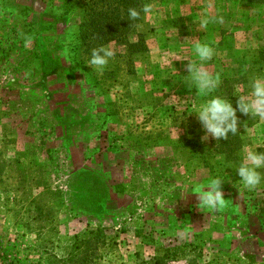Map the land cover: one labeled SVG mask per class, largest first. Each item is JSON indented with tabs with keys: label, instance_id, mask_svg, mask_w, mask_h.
I'll return each mask as SVG.
<instances>
[{
	"label": "rangeland",
	"instance_id": "obj_1",
	"mask_svg": "<svg viewBox=\"0 0 264 264\" xmlns=\"http://www.w3.org/2000/svg\"><path fill=\"white\" fill-rule=\"evenodd\" d=\"M255 1L144 0L145 50L112 42L96 71L76 52L81 11L10 0L36 29L25 47L0 0V264H264V180L249 191L236 171L245 145L264 153V122L237 109L235 135L202 141L195 114L216 96L237 108L264 77ZM197 42L215 52L208 95L186 71ZM213 178L226 206L201 211L194 189Z\"/></svg>",
	"mask_w": 264,
	"mask_h": 264
},
{
	"label": "clouds",
	"instance_id": "obj_2",
	"mask_svg": "<svg viewBox=\"0 0 264 264\" xmlns=\"http://www.w3.org/2000/svg\"><path fill=\"white\" fill-rule=\"evenodd\" d=\"M141 11L148 16L152 13L153 6L145 4ZM128 14L131 21L140 18V11L136 8H129ZM209 22H216V18L213 17L211 21L207 18L203 19L200 24L201 28H206ZM218 22L223 23V17H220ZM21 35L25 47L33 42L31 36ZM194 51L201 63L198 65L194 61L188 62L186 71L190 74L188 76L191 82L196 85L199 94L208 95L218 86L219 77L207 70L203 62L211 60L215 52L208 44L199 42L194 44ZM113 57L111 42L108 45H101L92 49L88 66L96 71H102ZM248 87L250 91L237 96V108H234L230 101L219 96L213 97L197 107L195 114L205 132L202 141H207L209 138L216 141L227 140L229 133L235 135L239 125L237 109L244 115L258 117L260 121L264 122V77L253 78ZM242 151L243 160L236 171L241 178L243 187L249 191H254L264 180V176L258 171V169L264 168V153L254 151L247 145ZM222 185L223 181L220 178H213L206 187L197 186L194 189V194L198 200L197 207L201 211L205 209L219 211L226 206Z\"/></svg>",
	"mask_w": 264,
	"mask_h": 264
},
{
	"label": "trees",
	"instance_id": "obj_3",
	"mask_svg": "<svg viewBox=\"0 0 264 264\" xmlns=\"http://www.w3.org/2000/svg\"><path fill=\"white\" fill-rule=\"evenodd\" d=\"M4 2L8 3L2 6L3 9L12 10L19 16V19L23 20L20 22V34L31 36L33 41L36 40L34 23L25 15L29 9L18 7L13 3L15 8H11L10 0H4ZM65 2L73 8L74 12L79 10L83 14V20L79 25L76 52L85 57L89 56L87 60L91 58L92 49L101 45H108L110 42L125 46L129 54L142 53L145 50L142 35L137 32V27L144 16L141 11L145 5L144 0H65ZM250 2L256 3L257 1L250 0ZM129 8H136L140 11L138 20H129ZM182 20L179 19L176 22ZM179 32L181 36L188 34L182 28H179ZM138 35V40L132 42V38L138 37ZM17 38L19 39V37Z\"/></svg>",
	"mask_w": 264,
	"mask_h": 264
}]
</instances>
